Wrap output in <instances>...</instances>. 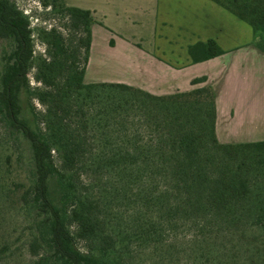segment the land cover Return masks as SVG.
<instances>
[{
  "label": "trees",
  "instance_id": "1",
  "mask_svg": "<svg viewBox=\"0 0 264 264\" xmlns=\"http://www.w3.org/2000/svg\"><path fill=\"white\" fill-rule=\"evenodd\" d=\"M39 1L66 23L63 31L41 29L50 57L38 59L34 79L40 87L33 94L31 22L14 1L0 0V40L9 43L1 63L0 115L30 157L32 183L22 201L35 211L31 264H118L110 255L132 240L156 242L160 227L179 221L196 230L198 240L220 241L210 264H221L222 257L228 264H264V240L243 238L264 233V141L218 140L211 86L158 96L121 83L86 84L92 12L65 0ZM211 1L248 23L264 53V0ZM72 32L85 38L78 39L62 93L58 68L69 60ZM189 52L195 63L224 54L213 39ZM34 99L43 112L28 108ZM121 196L134 206L133 225L113 224L106 213ZM242 248L245 255H239ZM9 250L3 246L0 258Z\"/></svg>",
  "mask_w": 264,
  "mask_h": 264
},
{
  "label": "crops",
  "instance_id": "2",
  "mask_svg": "<svg viewBox=\"0 0 264 264\" xmlns=\"http://www.w3.org/2000/svg\"><path fill=\"white\" fill-rule=\"evenodd\" d=\"M188 1L178 0V9L173 10V0H65L69 6L91 11L96 21L84 82L121 83L158 96L211 86L218 140L264 141V53L255 35L242 25L243 41L236 42L230 31L222 38L215 36L214 16L222 14L219 5L194 0L190 6ZM210 39L224 54L193 62L190 47ZM201 77L207 81L192 84Z\"/></svg>",
  "mask_w": 264,
  "mask_h": 264
},
{
  "label": "rangeland",
  "instance_id": "3",
  "mask_svg": "<svg viewBox=\"0 0 264 264\" xmlns=\"http://www.w3.org/2000/svg\"><path fill=\"white\" fill-rule=\"evenodd\" d=\"M12 1L29 17L33 29L35 64L29 74V79L34 94V89L40 87L34 79L38 59L50 57L46 42L41 36V29L47 27L49 30L52 25H55L59 31H63L66 18L59 12H53L49 9L45 10L39 0ZM177 1L173 0L170 5L173 10L178 9ZM188 2H190L189 5L191 6L194 0ZM213 5L217 6L214 3ZM160 6L162 7V1ZM218 7L217 9L222 14L218 15V18L214 16L217 23L213 31L215 36L222 38L227 31H230V33L234 32L236 42L243 41L246 34L242 25L250 27L254 34L251 26L241 22L237 17L233 18V20H231L232 18L227 19L226 17H233L234 15L229 16L232 15L230 12ZM160 35V32H158V39ZM81 38H85L82 32H72L70 36L72 44L69 45V52L67 53L69 60L67 64H63L65 60L61 61L62 58L57 59V64L65 66L63 71L58 68L59 77L56 85L61 92L63 91L62 88L71 80L69 64L74 55L73 51L79 45L78 39ZM8 49L9 43L0 40V73L2 58ZM82 66L83 56L79 60L80 69ZM91 107H86V110ZM95 107H98V105L96 104ZM28 108L34 109L36 113L44 110L43 105L39 104L36 99L28 105ZM76 121L77 119H74L75 123ZM31 183L32 175L27 146L19 137L11 136L6 121L0 115V249L3 246L10 247V250L0 258V264H31L33 261L28 246L33 239L31 234L33 233L35 211L32 205H25L22 201L23 193L29 188ZM111 208L106 213L114 218L113 224L125 227L127 226L125 222H127L129 225H133L135 218L133 204L121 196L119 201L111 204ZM158 232L156 242L142 243L132 240L126 247L124 246L110 255V258L118 264H210L207 259H217L219 256L220 241L210 239L208 242H203L198 240L196 230L185 226L183 221H179L174 226L160 227ZM216 235L215 233L211 236L214 238ZM243 238L247 241L256 242L264 240V233H250ZM224 241L225 245H227V239ZM243 252L242 248L239 255H245ZM228 261H230L228 257H222L221 264H228ZM213 264H218V260H214Z\"/></svg>",
  "mask_w": 264,
  "mask_h": 264
}]
</instances>
